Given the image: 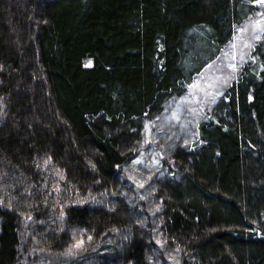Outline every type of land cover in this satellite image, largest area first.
<instances>
[{"label":"trees","instance_id":"16d2710c","mask_svg":"<svg viewBox=\"0 0 264 264\" xmlns=\"http://www.w3.org/2000/svg\"><path fill=\"white\" fill-rule=\"evenodd\" d=\"M255 4L0 0V264H19L24 236L39 252L27 264H150V246L175 264H264V35L192 138L164 153L144 222L126 200L81 201L124 187L129 131L188 91ZM55 186L76 203L52 204Z\"/></svg>","mask_w":264,"mask_h":264},{"label":"rangeland","instance_id":"374dc122","mask_svg":"<svg viewBox=\"0 0 264 264\" xmlns=\"http://www.w3.org/2000/svg\"><path fill=\"white\" fill-rule=\"evenodd\" d=\"M255 8L256 12L253 18L235 30V36L221 52L222 55L213 64L205 68L188 91L182 94L173 93L165 97L162 100V110L160 112H151L148 117L142 120L139 128H133L129 131L135 143L136 157L130 161L129 165L122 168L124 176L128 180L127 182L125 181L124 187L120 189L115 197L105 198L100 201L95 200L94 203V199L87 197L86 199H81L83 203H90L91 205L103 203L102 205L105 206L106 204L103 202L105 200L109 201L111 198L123 199L131 205L135 216L139 217L143 222L146 220L147 215L145 213L147 209L143 203L144 201L149 202V184H154L163 175L160 167L162 165L161 162L167 160L164 153L169 150L175 152L177 148H181L182 144L192 138L197 120L202 117L207 109L210 111L218 104L219 98L224 94V86L236 78L239 64L246 61L251 46L261 42L264 35V3H256ZM42 168L47 171H42L43 174L57 181L63 180V175L56 168L50 166L49 163H44ZM41 193L39 191V194ZM51 197V203L54 205L61 204L64 198L68 202L76 203V191L73 192L72 188L55 186ZM150 204L154 205V203ZM63 207H65V204ZM151 220L145 223L143 227V238L147 242L156 239L155 232H153L151 227ZM47 231L50 230L48 229ZM20 240L22 250L19 264H27L28 256L39 254V252L31 245L28 247V237H21ZM76 243L74 242L73 246ZM76 249L78 248L72 249L70 246L68 253H73V250ZM150 249V264H175V261L162 250L152 246H150ZM49 262L50 260L40 262L36 260L33 264H50L51 262Z\"/></svg>","mask_w":264,"mask_h":264},{"label":"snow or ice","instance_id":"6c2138e0","mask_svg":"<svg viewBox=\"0 0 264 264\" xmlns=\"http://www.w3.org/2000/svg\"><path fill=\"white\" fill-rule=\"evenodd\" d=\"M256 3H264V0H255ZM259 24V22H257ZM241 31H243V29H241ZM258 38V37H257ZM232 67H235V66H232ZM45 163H47V161H45ZM89 240H91V237L89 236L88 237ZM83 239L77 241L75 247L79 248V247H82L83 246Z\"/></svg>","mask_w":264,"mask_h":264}]
</instances>
